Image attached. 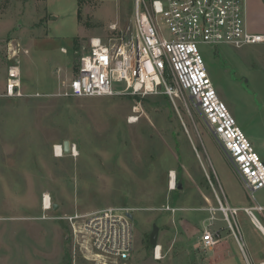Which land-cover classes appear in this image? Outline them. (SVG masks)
<instances>
[{
	"label": "rangeland",
	"instance_id": "obj_1",
	"mask_svg": "<svg viewBox=\"0 0 264 264\" xmlns=\"http://www.w3.org/2000/svg\"><path fill=\"white\" fill-rule=\"evenodd\" d=\"M132 7L133 0H0V264H215L212 249L196 246L210 221L217 246H232L223 264H264V213L250 218L231 207L264 206V189L249 198L186 94L174 101L60 97L90 39L125 25ZM18 41L27 51L20 56L24 96L8 98L7 44L13 63ZM199 48L220 99L264 161V44ZM65 141L77 156H55ZM218 199L236 210L228 221ZM108 207L133 216L126 262L96 256L82 219L77 231L64 220ZM153 224L160 259L149 244Z\"/></svg>",
	"mask_w": 264,
	"mask_h": 264
},
{
	"label": "built area",
	"instance_id": "obj_2",
	"mask_svg": "<svg viewBox=\"0 0 264 264\" xmlns=\"http://www.w3.org/2000/svg\"><path fill=\"white\" fill-rule=\"evenodd\" d=\"M245 1L133 0L132 16L125 25L111 24L110 36L90 39L89 50L78 59L76 75L67 83L63 82L60 97L164 95L174 101L186 94L254 201L253 194L264 189V161L220 99L199 48L200 45L241 48L264 44V34L247 30ZM163 27L169 37L163 34ZM18 47L15 62L11 63L7 44L4 96L8 98L24 96L20 56L27 51L21 50L19 41ZM44 198L43 208L49 210L50 198L47 207ZM218 203L228 221V213L236 210L223 206L219 199ZM166 210L175 212L170 207ZM243 210L250 218L255 217V212L264 213V207L257 204ZM128 214L123 208L108 207L84 216L69 215L64 220L77 231L76 222L82 219L80 231L88 236L90 249L96 256L126 262L134 242L133 224ZM211 222L196 245L203 250H211L220 242L218 233L211 230ZM160 257L161 247L156 246L154 258Z\"/></svg>",
	"mask_w": 264,
	"mask_h": 264
},
{
	"label": "crops",
	"instance_id": "obj_3",
	"mask_svg": "<svg viewBox=\"0 0 264 264\" xmlns=\"http://www.w3.org/2000/svg\"><path fill=\"white\" fill-rule=\"evenodd\" d=\"M245 19H246L247 30L250 33L264 34V0H246L245 1ZM205 197H207V198H205L207 200L211 199L210 195L205 196ZM254 204H256V203L254 202ZM254 204L252 206H254ZM210 206H212V205H210ZM252 206H248V207H252ZM260 206H262V205H260ZM231 207L236 208V209H245L243 206L237 205V204L232 205ZM245 207H247V206H245ZM262 207H264V206H262ZM204 208H205V206H204ZM202 210H203V208H202ZM209 223H208V225H209ZM211 223L213 225V222H211ZM208 225L206 227H208ZM263 238H264V236H263ZM219 243H221V240ZM229 248L232 249V246L228 245L227 242H224V243H222V246H216L212 249V251H213L212 258H214L216 260L215 264H223V263L227 262V260L233 258V256H234L233 250L230 252Z\"/></svg>",
	"mask_w": 264,
	"mask_h": 264
},
{
	"label": "water",
	"instance_id": "obj_4",
	"mask_svg": "<svg viewBox=\"0 0 264 264\" xmlns=\"http://www.w3.org/2000/svg\"><path fill=\"white\" fill-rule=\"evenodd\" d=\"M62 150H63L64 154H66V155L70 154L71 146H70V143L68 141H65L63 143ZM177 189H179V190L181 189V185H180L179 181L177 182ZM128 217L130 220L133 219V216L131 214H128ZM158 231H159V229H158L157 225L153 224L151 233L149 234V244L152 248H155L157 246Z\"/></svg>",
	"mask_w": 264,
	"mask_h": 264
},
{
	"label": "bare ground",
	"instance_id": "obj_5",
	"mask_svg": "<svg viewBox=\"0 0 264 264\" xmlns=\"http://www.w3.org/2000/svg\"><path fill=\"white\" fill-rule=\"evenodd\" d=\"M17 47H18V43H17ZM19 48V47H18ZM16 56V55H15ZM14 56V57H15ZM15 62V59L13 60V63ZM71 148H74L71 152H72V154H74V155H76V153H75V147H73V146H71ZM54 152H55V156L56 157H61L62 156V149L59 147V146H55L54 147ZM77 156V155H76ZM170 179H171V186L173 187V185H174V175L173 174H171L170 175ZM48 197L47 196H45V198H44V205H45V207H47V205H48ZM252 218H254V217H252ZM252 220V219H251ZM158 250V249H157ZM156 254L158 255V252H156Z\"/></svg>",
	"mask_w": 264,
	"mask_h": 264
}]
</instances>
